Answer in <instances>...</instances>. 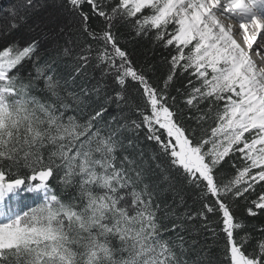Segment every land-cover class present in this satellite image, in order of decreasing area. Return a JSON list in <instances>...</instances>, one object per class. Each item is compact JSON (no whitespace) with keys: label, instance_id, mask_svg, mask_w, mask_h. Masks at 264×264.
Listing matches in <instances>:
<instances>
[{"label":"snow or ice","instance_id":"6c2138e0","mask_svg":"<svg viewBox=\"0 0 264 264\" xmlns=\"http://www.w3.org/2000/svg\"><path fill=\"white\" fill-rule=\"evenodd\" d=\"M0 13V264H264V228L253 239L228 203L264 187V0H8ZM120 26L168 50L162 88ZM233 154L242 166L220 184ZM246 212H264V191Z\"/></svg>","mask_w":264,"mask_h":264},{"label":"trees","instance_id":"16d2710c","mask_svg":"<svg viewBox=\"0 0 264 264\" xmlns=\"http://www.w3.org/2000/svg\"><path fill=\"white\" fill-rule=\"evenodd\" d=\"M0 4L3 7L8 6V0H0ZM88 7L85 6V11H88ZM2 14V13H0ZM92 26L95 28L98 26L99 18H94L91 21ZM116 32L117 38L121 43V46L124 47L130 54V58L133 62V65L137 68V70H144L145 75L149 79V83L156 87H163V78L168 73L169 65L167 64V59H169L168 50L162 47H155L152 41L148 38H138L135 37L134 33L131 32L130 27L128 26H120L118 30H114ZM3 42V41H0ZM95 76L97 79L100 78V73L98 71L92 72L89 70V77ZM187 77L177 76L172 85L169 87L168 92L170 97H177V104L182 103L183 97L178 95L176 89L180 88L184 90L187 85ZM95 81H93L94 83ZM137 86L130 83L129 85V93L130 97H138V93L136 91ZM169 104H172L171 99H169ZM189 115H197L195 110H192L191 113L187 109L184 111V118L181 120L184 127L188 129V134L192 136L193 131H195V135L193 136L194 140H199L203 135V129L197 125L194 119H188ZM212 124V121L209 119L204 127H208ZM134 135V133H130ZM143 136V133H141ZM143 144V140L141 141ZM145 151L151 155V148L147 145H144ZM233 164L236 167H233ZM242 166V162L239 158V154H233L230 159H227V162L223 164V167L219 169V171L215 174V179L218 183L223 184L228 180L234 178L237 168ZM56 181L53 180V186L56 185ZM261 191H264V187L261 185H255L254 191L247 195V200L244 198L237 199L233 201L232 199L228 200V203L234 212L236 218L238 220L243 221L245 224V231L251 233V237L253 239H259L260 237V229L264 228V212H258V215L251 217L247 215L246 207L251 204V200L255 199ZM185 207L188 209L195 211L199 209L200 202L198 199V192L194 189L188 188L185 189ZM172 199L171 196L168 197V201L170 202ZM25 205L31 206V199H26L24 201ZM26 210V209H25ZM222 247V243L220 245Z\"/></svg>","mask_w":264,"mask_h":264},{"label":"bare ground","instance_id":"6f19581e","mask_svg":"<svg viewBox=\"0 0 264 264\" xmlns=\"http://www.w3.org/2000/svg\"><path fill=\"white\" fill-rule=\"evenodd\" d=\"M253 59L257 60V64H258V66H260V67H264V63H261V62L259 61V59L255 56V54H253Z\"/></svg>","mask_w":264,"mask_h":264}]
</instances>
